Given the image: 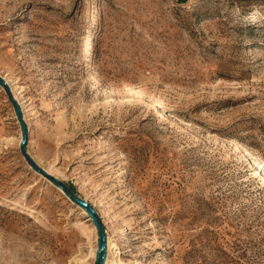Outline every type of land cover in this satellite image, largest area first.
Here are the masks:
<instances>
[{
    "label": "rangeland",
    "instance_id": "1",
    "mask_svg": "<svg viewBox=\"0 0 264 264\" xmlns=\"http://www.w3.org/2000/svg\"><path fill=\"white\" fill-rule=\"evenodd\" d=\"M0 76L106 264H264V0H0ZM20 142L0 86V264H93Z\"/></svg>",
    "mask_w": 264,
    "mask_h": 264
},
{
    "label": "water",
    "instance_id": "2",
    "mask_svg": "<svg viewBox=\"0 0 264 264\" xmlns=\"http://www.w3.org/2000/svg\"><path fill=\"white\" fill-rule=\"evenodd\" d=\"M0 86L5 91L8 101L11 103L12 108L15 112V116L20 126L21 130V142H20V152L27 164L37 173L48 179L53 185L60 189L63 194L69 198L70 201L75 203L77 206L81 207L87 212L88 216L92 219L93 224L97 231V250L95 254V259L93 264H103L106 255V234L104 231V226L100 221L99 217L95 211L87 205L84 201L80 200L71 189H69L65 184L57 180L55 177L47 173L43 168H41L26 152L28 144V128L26 126L25 120L22 116L21 108L18 105L16 99L11 93V90L6 83V81L0 76Z\"/></svg>",
    "mask_w": 264,
    "mask_h": 264
},
{
    "label": "bare ground",
    "instance_id": "3",
    "mask_svg": "<svg viewBox=\"0 0 264 264\" xmlns=\"http://www.w3.org/2000/svg\"><path fill=\"white\" fill-rule=\"evenodd\" d=\"M3 79L6 81V83L8 85H10L9 83V80L7 78V76H2ZM16 99H17V102L22 106V90L20 89L19 90V93L16 94ZM25 123H26V126L28 127V129H30V126H31V114H28L26 117H25ZM263 179H264V176H263ZM108 261V248H107V254H106V257L104 259V263L103 264H106ZM142 263V262H141ZM140 264V263H139Z\"/></svg>",
    "mask_w": 264,
    "mask_h": 264
}]
</instances>
